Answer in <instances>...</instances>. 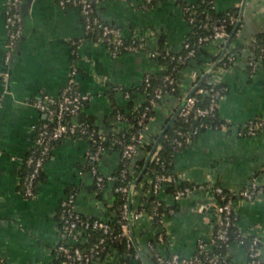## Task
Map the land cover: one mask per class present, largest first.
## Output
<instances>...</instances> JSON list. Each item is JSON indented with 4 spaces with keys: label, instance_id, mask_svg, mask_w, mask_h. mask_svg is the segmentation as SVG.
<instances>
[{
    "label": "crops",
    "instance_id": "0c3cea01",
    "mask_svg": "<svg viewBox=\"0 0 264 264\" xmlns=\"http://www.w3.org/2000/svg\"><path fill=\"white\" fill-rule=\"evenodd\" d=\"M7 2L0 0V257L6 264H52L53 248L62 240L57 212L67 192L75 190L74 207L79 213L107 220L113 218V194L110 185L99 193L95 191L93 177L86 168L90 143L85 138L66 137L54 146L44 162L35 194L29 198L23 196L21 171L23 158L33 145L31 126L45 119V114L33 106V101L42 93L57 95L68 83L71 41L83 38L76 49L74 80L78 90L89 95V101L80 111L78 121L105 129L112 102L125 108L128 104L121 92L110 97L109 86L140 85L146 72L157 69L150 50L155 48L159 38L165 39L167 47L179 50L188 25L174 0L158 1L150 8L141 7L143 0H103L97 6L99 18L120 28L123 37L137 36L146 43L144 49L136 52L113 54L104 45L84 37L83 20L77 9H63L56 0H32L28 8L29 25L22 24L8 80L3 83L1 72L6 40L3 18ZM213 2L218 11L239 6L240 12L242 4L239 0ZM260 32H264V0H244L239 27L228 47L245 45ZM206 51L201 57L202 64L180 70V97L213 65L211 60L218 54V46L211 42ZM211 76L226 87L217 114L228 125L200 131L187 146L174 153L169 174L176 176L177 184H212L237 192L264 171V131L253 136L239 134L248 119L264 117V63L250 72L246 56L241 53L236 55L232 65L225 70L217 67ZM144 99L142 92L132 96L134 104H141ZM180 101L178 96L165 95L155 105L154 114L144 130L146 141L157 137ZM116 126L125 129L127 125L119 122ZM141 156L140 151L134 159ZM119 162V152L107 149L97 168L109 175ZM168 184H163L158 197L172 204L171 195L166 191ZM140 195L138 189L131 194L132 207L139 204ZM173 204L175 212L167 226L154 225L147 213L132 224L135 243L145 259L148 257L147 240L153 239L162 228L166 233L165 241L158 243L156 249L164 255L176 252L189 257L195 252L199 238L209 239L216 223L217 203L213 197L194 190ZM237 214L238 228L242 232L257 233L264 252V198L240 205ZM245 251L235 242L227 247L235 264L245 261ZM109 258L111 263L107 260L106 263L114 264L119 254Z\"/></svg>",
    "mask_w": 264,
    "mask_h": 264
},
{
    "label": "built area",
    "instance_id": "2783aa9c",
    "mask_svg": "<svg viewBox=\"0 0 264 264\" xmlns=\"http://www.w3.org/2000/svg\"><path fill=\"white\" fill-rule=\"evenodd\" d=\"M103 0H56L59 7L65 9L72 7L78 10L83 18L84 23V34L89 33L93 30V27H99V34H97L95 43L104 45L113 54L119 52H136L144 49L146 43L144 39L132 36L125 38L123 37L120 28L113 26L108 23L100 21L97 13V6ZM243 2V0H239ZM23 0H8L4 8V28L6 31V40L3 49V66L4 69L1 72V80L3 83L7 82L9 76V68L11 59L14 55L17 43L21 38L22 33V13L21 4ZM151 3V0H143L142 4L146 6ZM239 7V6H238ZM182 13L186 12L189 14V23L194 20L193 14L195 13L194 7L184 6ZM238 14L235 12L227 13L226 17L218 20L217 23L205 24L204 26L211 29V34L198 38V43L208 41V43H215L218 46V56L216 64L210 72V75L205 78V82L208 88H204L202 83L188 96L179 110L177 116L181 117L185 121L190 115L195 118L198 117H209L213 118L217 112L219 100L224 96L226 87L218 83V81L211 76L214 69L225 70L231 64H233L235 57L234 55H227V48L223 51L224 42L229 36L227 31L228 25H235ZM82 39H78V44ZM247 47L243 49L242 53L246 56V62L250 69V72H254L264 56V44H259L254 37L245 44ZM188 48L185 58L194 57L196 55L195 49L189 48V44L184 45ZM257 49V51H256ZM150 57L155 58L154 53L150 51ZM218 61L221 63L217 64ZM228 63H231L227 65ZM211 68V67H210ZM176 67L173 66L171 71L166 75L165 81L167 85H173L177 80L174 78L173 71ZM77 72L75 63L71 64L70 67V78L68 83L59 91L57 95H50L42 93L40 98L33 101V106L40 112L45 114V120L50 122L42 121L40 124H34L31 126V131L35 134L33 139V145L37 146V154L30 156L27 160V164L30 165V170L24 179V190L22 192L24 197H32L35 194V187L33 185L34 179L43 167L46 161L47 154L52 148L55 142H60L66 137H74L77 133L89 142H96L93 150L88 153L86 165L89 166V173L93 177L94 188L97 193L104 190L107 186L114 182L115 177L112 174L104 175L98 168L97 163L100 160L102 154L106 151V148L102 145V141L105 138L106 130L102 129L99 132L89 123H82L78 121V115L84 108L85 103L89 101V95L82 93L76 86L74 76ZM149 72L143 75L142 80L148 81ZM198 74H195L196 77ZM198 78V76H197ZM196 78V79H197ZM179 81V80H178ZM203 81V82H204ZM197 82V81H196ZM195 84V83H194ZM193 84V85H194ZM179 86V83H178ZM171 91H174V87H170ZM144 94V92H142ZM195 94V95H193ZM167 93H163L162 90L156 89L153 96L148 100L147 105L144 106L142 113L139 118V123H142L146 112L150 109H154L155 105L163 99ZM207 95L206 103L203 102L202 96ZM145 96V94H144ZM125 98H129V93H124ZM184 97V96H183ZM183 97H180L181 99ZM145 100V99H144ZM141 104H135L130 108V111L140 109ZM152 117H150L151 119ZM121 119V116H118ZM143 130L136 132L131 136L129 142L119 140L118 143L122 147L120 159H134L137 153L140 152V147L146 142ZM264 131V117H253L248 119L239 130V134L243 136H253L257 133ZM198 132L195 129L191 132L182 133L181 136L185 143L190 141V136ZM95 137L98 139L96 140ZM91 145V144H90ZM157 148V147H156ZM155 151L152 155L151 160L154 158ZM122 178L126 177V171H121ZM136 174H134V177ZM132 180V179H130ZM128 180L125 185L118 186L117 191L126 194L128 199L129 188H131V194L139 191L143 188V183L131 185V181ZM150 185L149 190L145 191L147 197L154 196V215H157V209L160 205L164 204V212L161 213L158 224L161 227L167 226L168 220L175 212V206L173 203L177 202L185 194L191 193L194 190H201L206 192L208 195L216 200V223L213 231L210 234L208 240L199 238L196 243L195 252L189 256H181L176 252L169 254H162L156 249L158 243L162 244L165 241V231L163 228L155 234L153 239H149L146 242V248L148 251V258L153 259L154 264H223L226 259L230 257L227 253V247L235 242L240 246L243 245L244 240L247 236H250V240L247 244L246 259L242 264H264V252L262 251L261 238L257 233L254 232H242L238 228V233L235 239H231L229 235L230 227L237 225L238 214L237 208L240 205L251 203L254 200L264 198V171L254 176L249 184L243 189L234 192L228 189V192L224 191V188L219 185L212 184H191L183 187H177L176 176L169 174H161L156 176L155 179H146ZM173 184L175 189L170 193L173 203H167L162 201L158 194L163 187V184ZM75 191H69L65 197L60 201L59 204V217L60 223H58L59 232L62 236L63 242L55 246V250L60 253L63 257L61 264H87L89 262H100L104 261L105 264L110 260V255L119 254V260L123 257L114 247L111 246L110 241L118 236H125V247L130 249L134 248L133 241L130 237L129 222L131 225L139 220L146 212L144 210L143 203L139 208L132 207L131 202L128 200L122 205L120 214V232L113 234V229L107 219H100L97 217H83L75 207ZM148 214V213H147ZM149 215V214H148ZM152 220V216L149 215ZM89 230H100L104 236H102L97 243L92 245L89 251H82L80 248L74 246L70 247L72 243H79L86 239V233ZM110 240V241H109ZM218 246L224 248L222 253H212L214 247ZM107 250V254L103 260L99 258V255ZM141 253V252H140ZM140 253L135 250L134 258L140 259ZM127 255V252L124 253ZM0 264H6L4 259L0 257ZM113 264V262H112ZM116 264V263H114Z\"/></svg>",
    "mask_w": 264,
    "mask_h": 264
},
{
    "label": "trees",
    "instance_id": "16d2710c",
    "mask_svg": "<svg viewBox=\"0 0 264 264\" xmlns=\"http://www.w3.org/2000/svg\"><path fill=\"white\" fill-rule=\"evenodd\" d=\"M158 1H163V0H151V3L147 4L146 6L141 4V7L150 8L154 6L155 3ZM174 1L180 7L181 10H184V6H190V7L193 6L195 10V13L193 14L194 20L192 23H189V14L186 12L182 13L183 18L188 25V32L179 50H173L172 48L167 47L165 39L163 37L159 38L155 48L150 50L154 53L155 58H153V60L157 66V69L155 71L149 72L147 82H144L142 80L140 85H137L135 87H130V88H125L121 85L109 86L110 89L108 91V94L110 95V97H113V95L116 92H121L123 93V95L125 92H128L129 98H127L128 104L126 108L124 106L117 104L115 101L112 102V111L110 113L109 120L107 122L108 125L105 129H102L103 131L106 130L107 132L105 134L104 140L102 141V145L106 148V150L114 149V150H117L119 154H121L122 147L120 146L118 141L123 140L124 142H129L131 140V136H133L136 132L143 130L144 125L145 127L147 126V124L150 121V117H152L154 114L153 109L152 110L150 109L149 111L146 112V115L143 118L142 123H139V118H140V115L142 113L144 106L147 105L148 100L153 96L156 89L160 88L163 93L168 92V95L178 96L180 98L181 95H179L180 89L178 86L180 70L192 64H202L203 60L201 59V57L207 54L206 46L209 44L208 41H203L202 43L197 42L199 37L208 36L211 34V29L205 27L204 25L217 23L218 20L225 18L227 13L235 12L236 14H238L239 12V7H233V8L223 10V11H218L214 6L213 0H196L194 2H188L186 0H174ZM100 21L104 22L101 19ZM83 26H84V23H83ZM233 27L234 25L227 26V31L229 34ZM97 34H99V27L95 26L93 27V30L91 32L84 34V37L90 38L91 40L94 41L96 39ZM253 37L254 39H256V41L259 44H264V32L256 33L254 34ZM186 43L189 44V48L195 49L196 55L192 58L184 57L188 50V48H185L184 46ZM77 46H78V39H74L73 41H71V62L72 63H75V61L78 58V54L76 51ZM245 47L247 46L242 45V46H238L235 48L228 47L227 55L230 54V55L236 56L237 54H241L243 49H245ZM217 58L218 56H215L212 58L211 61L213 62L217 61ZM262 62L264 63V56L262 58ZM220 63L221 61L220 62L218 61L217 64H220ZM229 64L231 63H228L227 65ZM173 66H175L176 69L175 71H173L172 76L176 78L177 81L173 85H167V82L165 81V77L171 71V68ZM201 86H203L204 88H208V85L205 81L202 82ZM170 87H174V91L169 90ZM135 92H144L145 100L141 103L142 107L140 109H137V110L135 109L133 111H130V108L133 105H135L132 100V96L134 95ZM202 99H203V102L206 103L207 95L202 96ZM86 104L87 102L85 103V106ZM118 116H121V119H118ZM43 121L50 122L47 119L46 120L44 119ZM168 121H169V118H167L166 121L164 122L162 129L164 128V126L166 125ZM119 122L126 123L127 125L126 128L125 129L117 128L116 123H119ZM38 124H40V122ZM227 125H228V122L221 120L218 117V114L216 112L213 118H209V117L195 118L192 115H190L186 121L182 119L181 117L176 116L173 122L166 129L165 133L163 134V136L161 137L157 145L154 158L149 161L148 165L145 168V171L143 172V174L141 175L138 181V184L142 182L144 183H143V188L141 190L139 205L137 206V208H139L140 205L143 203L144 210L146 213L152 216V222L154 225L158 224L161 213L164 212L165 205L164 204L160 205L157 209V215H154V212H153L154 196L147 197L145 195V191H148L150 187V185L145 180L148 178L153 180L158 175L168 174L169 170L172 169L174 153L189 144V142L188 143L184 142V139L181 136L182 133L191 132V131H194L195 129H198L197 133L192 134L190 136V140H191L200 131L207 130V129H221L222 127H226ZM93 127L96 129L97 132L101 130L98 126H93ZM34 137H35V134H33V139ZM74 137L84 138V136H81L79 133H77ZM155 138H153L150 141H146L140 147V151L143 153V156H141L138 159H128V160L120 159L118 167L115 170H113L111 173L112 176L115 177L114 182L110 185V188L113 194V200H112L113 218L108 220V222L110 223L113 229V234H118L120 232L119 219H120V214L122 210V205L127 201L126 194L120 191H117L116 188L118 186L125 185L127 181L130 179H132L130 181H133L137 177V175L140 173L143 167V162L145 159L144 156L151 149ZM95 139L98 140L96 137ZM57 143L58 142H55L52 145V148L47 154L46 159L49 158L52 152V149ZM90 144H91L90 151H92L94 146L96 145V142H92ZM37 151H38L37 146L32 145L23 158V166H22L23 168L21 171L22 175H21V180H20L21 181L20 182L21 193L23 192L24 187H25L24 179L30 170V165L27 164V160L30 156H35L37 154ZM86 168L89 171V166H86ZM122 170L126 171L125 178H122L121 176ZM41 173H42V168L39 170V172L37 173L34 179L33 185L35 187L34 188L35 191H36L37 184L40 181ZM134 174H136L135 177H134ZM171 175H174V174H171ZM185 185H191V184L181 182L177 185V187H183ZM174 189L175 187L173 184H168L166 187V191L169 193L173 192ZM69 191H75V190H69ZM224 191L228 192L229 190L224 188ZM82 216L86 217L84 215ZM57 221L58 223H60L59 209L57 212ZM237 233H238L237 225L230 227L229 235L231 239H235L237 236ZM127 235L128 234H126L125 236H118L115 239H112L111 241L109 240L111 246L114 247L121 255H123L120 261H117L116 264H143L141 259L134 258L135 248L131 247L130 249H127L125 247V239ZM102 236H104V234L100 230H89L86 233L85 240L79 243H72L70 247L76 246L80 248L82 251H89L90 247L94 245L95 243H97ZM249 240H250V236H247L244 240L242 247L245 250L247 249V244ZM61 242H63V240H60L57 244H60ZM55 246L53 248V263L52 264H61L63 257L60 253H58L55 250ZM224 251L225 250L223 247L220 248L215 245L214 251L212 253L220 252L223 254ZM125 252H127V255H124ZM106 254H107V250H104L99 255V258L103 260ZM87 264H93V262H89ZM148 264H154L153 259L148 258ZM223 264H235V263H233L231 258L228 257L226 259V262H224Z\"/></svg>",
    "mask_w": 264,
    "mask_h": 264
},
{
    "label": "water",
    "instance_id": "95a60500",
    "mask_svg": "<svg viewBox=\"0 0 264 264\" xmlns=\"http://www.w3.org/2000/svg\"><path fill=\"white\" fill-rule=\"evenodd\" d=\"M32 0H23L22 4H21V13H22V20H23V23H24V26H27L29 25V20H30V17H29V14H28V8H29V5L31 3ZM244 7V0L240 6V12H239V15H238V18H237V21L234 25V27L232 28L229 36L227 37V39L225 40L224 42V47H223V51L228 47L231 39L233 38V36L235 35L238 27H239V24H240V20H241V10L243 9ZM15 55H16V51L14 52V55L11 59V63H10V66L15 58ZM215 64H213L211 66V68L206 71L201 77L200 79L189 89V91L184 95V97L181 99L180 101V104L179 106L177 107L176 111L174 112V114L170 117L169 121L166 123V125L164 126L163 129H161V131L158 133L156 139L154 140L153 142V145L151 147V149L149 150V152L147 153L145 159H144V162H143V167L140 171V173L137 175V177L131 181V185H136L141 177V175L143 174V172L145 171V168L146 166L148 165L149 161L151 160L152 158V155L154 153V151L156 150V147L161 139V137L163 136V134L165 133L166 129L169 127V125L173 122V120L176 118L179 110L181 109V107L183 106L186 98L188 96H190L192 94V92L205 80V78L210 74L211 70L214 68ZM130 196H131V188H129V192H128V202L130 203ZM132 225H131V222H129V230H130V237L133 241V245H134V248L135 250L140 253V250L137 246V244L135 243V240H134V235L132 233ZM140 259L142 260L143 264H148L146 259L143 257V255L140 253Z\"/></svg>",
    "mask_w": 264,
    "mask_h": 264
}]
</instances>
